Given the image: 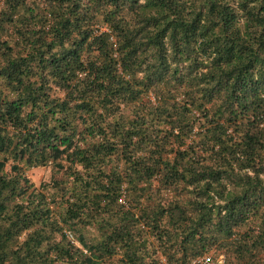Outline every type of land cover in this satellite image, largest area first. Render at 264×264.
Returning a JSON list of instances; mask_svg holds the SVG:
<instances>
[{"label":"trees","instance_id":"1","mask_svg":"<svg viewBox=\"0 0 264 264\" xmlns=\"http://www.w3.org/2000/svg\"><path fill=\"white\" fill-rule=\"evenodd\" d=\"M212 251L264 264V0H0V264Z\"/></svg>","mask_w":264,"mask_h":264},{"label":"rangeland","instance_id":"2","mask_svg":"<svg viewBox=\"0 0 264 264\" xmlns=\"http://www.w3.org/2000/svg\"><path fill=\"white\" fill-rule=\"evenodd\" d=\"M26 177L35 187H39L41 183L49 182L52 177L60 179L62 174H55L52 167L49 166L30 169L26 172ZM208 254L211 255L213 261L215 260V263L219 261L218 264H222L224 255L220 256L216 251H212Z\"/></svg>","mask_w":264,"mask_h":264},{"label":"built area","instance_id":"3","mask_svg":"<svg viewBox=\"0 0 264 264\" xmlns=\"http://www.w3.org/2000/svg\"><path fill=\"white\" fill-rule=\"evenodd\" d=\"M193 264H213V260L211 255L206 254L202 258L194 262Z\"/></svg>","mask_w":264,"mask_h":264}]
</instances>
